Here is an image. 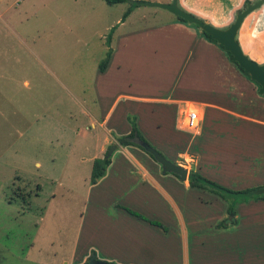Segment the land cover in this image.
Instances as JSON below:
<instances>
[{
	"label": "rangeland",
	"instance_id": "1",
	"mask_svg": "<svg viewBox=\"0 0 264 264\" xmlns=\"http://www.w3.org/2000/svg\"><path fill=\"white\" fill-rule=\"evenodd\" d=\"M213 1L178 0V5L219 29L228 28L238 11L245 9L235 12L236 7L229 0ZM129 6L130 3L109 6L104 0H0V264H83L88 251V261L95 255L98 261L110 262L103 252L104 209L100 201H110L116 194L91 184L93 158H101L99 150L106 133L98 124L93 127L89 116L91 112H107L99 106L98 98L103 82L98 69L106 57L105 42L114 27L116 39L125 31H143L176 21L168 10L138 5L126 19L125 27H120L116 22ZM185 24L202 35L197 26ZM223 53L226 82L237 85L245 94L258 93L247 88L257 86L248 82ZM123 106L121 103L113 116L117 121L108 125H119L109 130L113 138L108 153L113 147L124 148L117 135L128 130L126 125L131 130L130 119L136 118L139 126L138 111L122 110ZM193 110L197 109L192 105L184 109L182 117ZM124 112L127 118L123 121ZM168 118L167 123L172 121ZM210 118L208 115V128ZM149 120L141 119L140 124L148 142L166 154L171 153L172 160L189 172L198 170L220 181L232 182L236 178L242 186L264 183V149H248L246 143H241V155L233 157L231 147L236 143L228 142L221 147L224 156H216L219 150H204L197 138H191L198 134L200 126L188 136L178 133L174 125H144ZM116 149L114 156L119 152ZM119 157L125 159L122 154ZM247 212L252 211L245 208L241 216ZM254 212L261 213V208ZM145 216L140 219L154 223ZM234 225L235 221L226 224ZM247 225L242 220L238 228L246 231ZM140 227L148 237L150 228ZM133 228L137 231L139 226ZM124 231L129 234L132 228L127 225ZM224 241L221 244L225 245L216 253L202 249L201 264H264V240L251 249L240 245L237 250L233 241L231 245ZM113 250L117 254H111L112 258L122 257L121 262H113L134 264L126 261L129 253L124 248ZM230 253L236 255V261L229 260Z\"/></svg>",
	"mask_w": 264,
	"mask_h": 264
},
{
	"label": "crops",
	"instance_id": "2",
	"mask_svg": "<svg viewBox=\"0 0 264 264\" xmlns=\"http://www.w3.org/2000/svg\"><path fill=\"white\" fill-rule=\"evenodd\" d=\"M247 1L253 4L254 0H229L232 7H236L235 12ZM220 13L223 14V10ZM116 23L125 27L126 20L122 18ZM115 35L114 31L111 40L113 56L106 72L101 73L98 69L103 80L98 91L99 106L107 112L89 113L93 127L98 124L106 133L99 150L101 158L108 153L112 143L113 133L109 130L119 126L116 122L108 128L110 121H117L113 116L121 103H124L122 110L138 111L139 129L146 139L148 137L140 124L141 119L147 118L150 120L144 125L159 127L169 124L174 125L178 133H189L182 131L179 125L183 119L182 111L192 105L200 112L201 124L198 134L191 138H197L204 150L216 149L220 151L216 156H224L221 147L228 142L236 143L231 147L233 157L241 155L238 150L241 143H246L248 149H264V94L253 86L247 88L258 93L245 94L237 85L226 82L221 63L223 50L210 43L203 34L176 20L143 31H125L114 39ZM237 39L249 57L264 63V5L259 12L247 17ZM208 115L211 116L210 128L206 126ZM123 116L124 121L125 112ZM168 117L172 118L169 123ZM126 127L128 130L119 133L118 137L131 132L132 128ZM152 145L177 164L171 153L166 154L156 144ZM116 150H119L118 155L112 154V164L106 176L93 185L116 194L107 202L98 199L104 209L103 252L110 259L109 263L122 261L121 256L112 258L114 253L117 254L113 250L116 247L124 248L129 253L126 261L134 264L139 261L146 264H201L202 249L216 253L225 245L221 244L222 240L230 245L233 241L236 250L240 245L251 249L264 240V201L240 205L236 225L225 224V228H220L219 224L229 218L226 203L211 194L191 189L188 180L182 182L173 174L164 173L161 165L135 147ZM120 154L125 159L117 158ZM96 159H100L98 155L93 162ZM209 179L235 190L264 185L242 186L236 183V178L232 182ZM259 207L261 213L254 212ZM125 208L142 217L148 215L149 220L162 226L148 224ZM245 208L252 212L241 216ZM242 220L248 224L246 231L238 228ZM127 225L132 228L129 234L124 231ZM143 225L150 228L148 237L141 230ZM133 226H139L137 231ZM89 255L90 251L83 262L89 260ZM232 255L228 254L229 260L236 261V255Z\"/></svg>",
	"mask_w": 264,
	"mask_h": 264
},
{
	"label": "trees",
	"instance_id": "3",
	"mask_svg": "<svg viewBox=\"0 0 264 264\" xmlns=\"http://www.w3.org/2000/svg\"><path fill=\"white\" fill-rule=\"evenodd\" d=\"M104 2L109 6H116L119 4L130 3L129 8L126 10V12L123 16V20H126L131 15V13L134 11V9L138 6V4L136 2H131L130 0H104ZM248 3H250V2L247 1L245 3V6H244L245 8L247 7ZM240 12H242V10L238 11V13H240ZM176 20L179 22L186 23V21H184L183 19L178 18V17H176ZM114 31H115V28L112 29V31L108 37V40L106 42V45L108 48L107 52H106V57L101 62V64L99 65V71L101 73L106 72V70H107V68L111 62L112 56H113V49L111 47V42H112L111 40H112V35H113ZM201 33L210 43L218 46L221 50H223L227 54L229 60L239 69V71L245 77H247L253 84H255L258 87L259 93L263 94L261 92V87L259 85H257L254 81H252L250 79V76L248 74H246L244 72V70L237 63L233 62L232 56L230 53L226 52L221 45H219L216 41H214L212 39L211 36H209L208 34L202 32V31H201ZM130 121H131V125H132V130L129 134L118 138L119 145L124 147V148L135 147V148L143 151L147 155H149L156 162L155 158L151 154L146 152L145 149L143 147H141L136 142V140H142L144 142L149 143L148 140L145 138L144 134L139 129L136 118H134V120L130 119ZM150 145H152V144H150ZM112 158H113V155H111L110 157H107V154H106L104 158L96 159L93 162L92 174H91V184L92 185L97 184L99 180H101L102 178H104L106 176L107 170H108L109 166L112 164ZM174 176L179 178L176 175H174ZM188 182H189L191 189L211 194V195L215 196L217 199L226 203L228 205L227 214L229 217L230 216L236 217L237 216V209L242 204H248L250 202H262V201H264V185L249 187V188L242 189V190H235V189H231V188H228L226 186H223L220 183H218L212 179H209L208 177H206L201 172L194 171V170H192L189 173ZM127 211L130 212L131 214L143 219V217L141 215H139L138 213H135L132 210H127ZM225 222H226V220H224L219 225V227L225 228ZM153 224L162 226L156 222H154ZM84 264H89V261L85 262ZM111 264H116V263H111Z\"/></svg>",
	"mask_w": 264,
	"mask_h": 264
},
{
	"label": "water",
	"instance_id": "4",
	"mask_svg": "<svg viewBox=\"0 0 264 264\" xmlns=\"http://www.w3.org/2000/svg\"><path fill=\"white\" fill-rule=\"evenodd\" d=\"M138 5H146L151 7H158L170 11L173 15L183 19L190 25L197 26L202 32L208 34L221 45L224 50L231 54L233 62L237 63L246 74L250 76V79L261 87V92L264 94V64H259L251 59L243 50L241 44L238 41V34L241 30L247 17L254 11L260 9L264 5V0L259 1L256 4H248L247 7L236 15L235 21L226 29L216 28L205 21L184 12L178 5V0H173L170 4L160 3H146L136 2ZM136 142L145 149L146 152L151 154L156 162L161 165L164 173L174 174L180 178L182 182H186L189 176V170L184 167L173 163L163 154H161L155 147L142 140H136ZM116 148L113 147L108 153L107 157L113 154ZM229 220L225 224H229L235 221V217L230 216ZM90 264H110L108 262L98 261L96 256L93 255L90 259Z\"/></svg>",
	"mask_w": 264,
	"mask_h": 264
},
{
	"label": "built area",
	"instance_id": "5",
	"mask_svg": "<svg viewBox=\"0 0 264 264\" xmlns=\"http://www.w3.org/2000/svg\"><path fill=\"white\" fill-rule=\"evenodd\" d=\"M201 122V115L198 110H193L189 112L188 114H185V116L182 119L180 126V129L182 131H195L198 130Z\"/></svg>",
	"mask_w": 264,
	"mask_h": 264
}]
</instances>
